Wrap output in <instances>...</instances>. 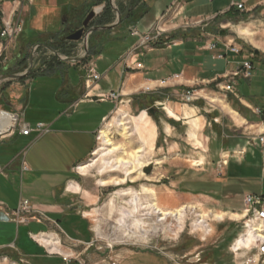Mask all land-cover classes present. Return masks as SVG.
<instances>
[{
	"label": "crops",
	"instance_id": "1",
	"mask_svg": "<svg viewBox=\"0 0 264 264\" xmlns=\"http://www.w3.org/2000/svg\"><path fill=\"white\" fill-rule=\"evenodd\" d=\"M2 1L5 16L12 0ZM178 2L181 7L176 9ZM110 3L33 0L24 32L15 41L19 56L5 55L2 61L7 42L0 39V76H9L0 80V108L5 110L0 115L16 117V127L0 134V264H110L113 257L100 252L92 210H87L100 200L98 185L79 167L96 151L99 132L119 105L131 107L133 98L147 94V88L159 97V110L171 120L164 126L166 136L184 128L187 140L204 145V154L198 152L196 158L216 152L227 161L222 171L226 182L232 178L231 163L239 172L255 168L264 173V144L258 141L264 135V0H115L120 23ZM93 9L86 61H64L39 47L49 53L44 63L37 59L28 77H14L23 74L19 69L28 47L46 45L68 54L76 44L84 46L82 40L66 41L65 32L68 25L83 23ZM160 21L167 44L133 57L143 70L125 68L123 58L137 42L132 32L147 33ZM2 27L0 23V32ZM218 36L222 41L210 50ZM226 44L241 53H232ZM116 46L122 50L114 60L107 52ZM245 61L253 64L252 77L237 79L233 93L221 89ZM88 64L96 70L104 67L97 70L101 80L91 86L83 71ZM187 91L197 99L186 103ZM112 93L118 99L109 98ZM38 124L49 132L22 135L23 125L34 129ZM191 131L196 138L190 137ZM217 141L222 144L215 150L210 143ZM175 146L179 148L177 142ZM23 200L32 212L25 222L10 219ZM118 264L142 263L127 257Z\"/></svg>",
	"mask_w": 264,
	"mask_h": 264
},
{
	"label": "rangeland",
	"instance_id": "2",
	"mask_svg": "<svg viewBox=\"0 0 264 264\" xmlns=\"http://www.w3.org/2000/svg\"><path fill=\"white\" fill-rule=\"evenodd\" d=\"M17 2L12 0L11 10L4 16L3 1L0 0V14L4 20L9 19L13 11L19 9L17 15H20L23 26L18 39L24 32L27 9L32 2H21V6ZM80 26L82 21L75 24V27ZM17 39L13 43L4 44L2 61L5 55L19 56L20 49L15 45ZM121 50L122 47L116 46L111 54L107 53L117 60ZM33 52V66L37 59L38 63L43 64V56L49 54L43 48L28 47L24 50L20 72L24 73L29 68ZM83 53V45L80 43L68 54H60L62 57H81ZM146 59L142 61L145 62ZM3 66L0 64V70ZM103 69V65L97 67L98 72ZM156 102H160L159 97L149 92L144 96H135L131 107L120 104L118 108L127 113L128 118L124 122L131 128V117L137 118L143 111L155 126V151L153 149L146 154V160L150 164L143 169L144 174H134L135 182L127 181L125 185L115 186L114 181L121 179L122 173H111L108 168L106 174L100 175V163L87 173L96 180V193L100 195L96 206L87 209L92 210L89 211L93 215L90 216L91 223L98 235L100 252L113 257L110 264H118L127 257H134L142 264H264V257L258 256L255 241L249 246L235 247L237 240L247 234L249 226L259 227V223L252 222L251 214L241 220H235L231 216L224 220L215 217L221 213L247 214L243 194L264 196V173L255 168L239 172L237 166L231 163L232 178L226 182L224 175L218 171V164L224 159L216 152L211 151L210 157L206 159L196 158L198 152L204 154V145L187 140L184 128H176L170 137L166 136L164 126L166 123L171 124V120L165 112L159 110ZM142 108L146 109L141 110ZM150 108L157 109L155 116L148 113ZM118 110L103 124L98 135L97 148L101 144V131L107 129L109 136L115 141L114 144H126L127 141L121 136L117 125V120L120 119ZM0 111L5 110L0 108ZM6 115L8 114H1L0 118ZM175 142L179 144V148H176ZM132 144L128 147L131 150L140 145L135 132ZM210 145L215 150L221 146L218 142ZM95 159L97 156L93 154L85 164ZM200 163L205 166L200 167ZM147 170L149 173H146ZM100 180L110 183L107 187H102ZM144 187L153 191L154 195L146 192ZM127 189L132 192L127 196L121 195V192ZM134 194L138 195L140 201L136 212L133 211L132 204ZM154 204L168 212H175L183 207H187V210L180 220L172 216L163 219V216L150 209L149 206Z\"/></svg>",
	"mask_w": 264,
	"mask_h": 264
},
{
	"label": "bare ground",
	"instance_id": "3",
	"mask_svg": "<svg viewBox=\"0 0 264 264\" xmlns=\"http://www.w3.org/2000/svg\"><path fill=\"white\" fill-rule=\"evenodd\" d=\"M117 113L120 114V119L117 120V125L120 129L121 136L123 137L124 140L127 141L126 142L127 145L126 144L118 145L116 143L114 144L115 141L113 142L112 138L109 136L108 129L102 130L100 137V141H101L100 147L97 148V150L94 152V155L97 156V159H95L89 164L81 165L79 167V171L83 174H87L88 172H90L91 169L95 168L100 163L101 166L98 167L100 168L99 169L100 175L106 174L108 168H109V172L111 173L123 174V177L121 179L114 181L115 186H121V185H125L127 181L135 182L133 177L134 174H139V175L144 174L143 169L150 164L149 161L146 160V154L147 152L152 151L154 149V143L156 139V129L155 126L150 123L146 112H143L137 118L131 117L133 122L132 128L129 127L127 123L124 122L128 118L127 113L124 112L122 109H119ZM167 113L170 117H176L175 114L169 109H167ZM15 122H16V117H13L9 114L1 117L0 134H5L15 124ZM134 132L137 133L139 137L140 145L137 148L131 150L128 147L130 145H133L132 143H133ZM189 133L191 138H196V134L194 133V131H191ZM225 162L227 163L226 160ZM109 183L110 182L106 180L99 181V184L102 187H107ZM144 190L154 195V192L149 190L148 188L144 187ZM131 192L132 190L130 189L123 190L121 192V195L127 196ZM139 203L140 201L138 195L134 194L132 199L134 212L138 210ZM149 207L155 214L159 216H163V219H165L167 216H172L180 220L187 210V207H183L175 212H168L161 209L157 204L150 205ZM227 216H231V218L235 220H241V219H245L247 214L229 215L226 213H221L215 215V217L219 220H224ZM261 231H262V227L260 225L259 227L249 226V230L247 234L242 235L241 238L237 240L235 247H240L242 245L249 246L252 242L255 241L256 233L259 234Z\"/></svg>",
	"mask_w": 264,
	"mask_h": 264
},
{
	"label": "built area",
	"instance_id": "4",
	"mask_svg": "<svg viewBox=\"0 0 264 264\" xmlns=\"http://www.w3.org/2000/svg\"><path fill=\"white\" fill-rule=\"evenodd\" d=\"M18 5L21 6V2L29 1L32 2L33 0H17ZM185 1V0H184ZM181 3L178 2L175 4V8H180ZM238 9L242 10L243 5H238ZM19 9H16L11 14L10 19L4 20L3 15L0 14V23H2V30L0 32V39L5 40L7 43H12L19 34L22 32V23L20 22V15ZM16 20V21H15ZM161 21L158 23L156 27H154L151 31L141 34L138 31L134 30L132 32L133 36L137 38V42L131 52L123 58V63L125 68L127 69H133L136 71L143 70L142 63H133L132 59L133 57H136L138 54H141L145 51L151 50L159 45H166L167 41H164V35L166 34V31L162 29L160 26ZM202 22H199L198 24H201ZM197 24V23H196ZM222 41L221 36L217 37V40L215 43H213L210 46V50H215L218 47V44ZM226 47L234 54L239 55L241 53V50L232 45H227ZM254 71L253 64L250 61H245L241 63L236 71L228 76L226 78L227 83L219 85L221 89H223L226 92L233 93L234 92V83L237 79H249L252 77ZM84 78L86 81V85L91 86V84L98 83L101 80V76L98 74L95 66L93 64H88L84 66ZM164 83V82H163ZM153 92L152 89L147 88L146 93ZM109 98L111 99H118V96L114 93H112ZM186 103H190L197 99L194 92L187 91L184 97ZM16 127L15 124L7 131L9 132L11 129H14ZM6 132V133H7ZM32 132H37L38 134H45L48 133L49 130L43 125L38 124L34 129H32L29 125H23L21 127V133L24 136H29ZM258 141L261 144H264V135H261L258 138ZM226 162L222 161L218 164V171L219 174H222L223 168L226 166ZM244 206L245 211L247 215H252V222L259 223V225L262 227V231L255 236V243L257 245V253L259 257H264V197H258L255 195H247L244 197ZM32 212L30 203L28 201H22L17 211H15L11 216L10 219H13L14 221H24V217ZM8 218V219H9Z\"/></svg>",
	"mask_w": 264,
	"mask_h": 264
},
{
	"label": "water",
	"instance_id": "5",
	"mask_svg": "<svg viewBox=\"0 0 264 264\" xmlns=\"http://www.w3.org/2000/svg\"><path fill=\"white\" fill-rule=\"evenodd\" d=\"M115 0H111V6L115 9V11L117 12L118 15V23L121 22V14L120 11L118 10V8L115 6L114 3ZM96 18V12L95 11H91L89 13V15L86 17V19L84 20V22L82 23V29H79L75 32H73V34H71L67 39L68 41H74V42H79L81 40L84 41L85 44V49H84V53L81 57H77V58H70V57H62L61 54L54 50L51 46H46V45H40V46H36L34 49H37L39 47H44L46 49H48L51 53H53L55 56L59 57L60 59L64 60V61H68V62H73V63H81L86 61V59L89 56V50H90V45L88 43L89 41V37L91 35V33L93 32V29H89L86 33L85 30L88 29L90 27V24L93 22V20ZM115 25L113 26H107V27H102L103 30H108V29H112ZM225 31L221 32V35H224ZM258 54V53H257ZM33 57H34V52L31 54V59H30V66L27 69V71L25 73H23L22 75L19 76H14L17 78H25L28 77L30 75V73L32 72L33 69ZM9 76H0V80L1 78H7ZM97 99H94V101H96ZM148 113L152 116H155L156 113V109L155 108H151L148 110ZM146 173H149V170L146 171Z\"/></svg>",
	"mask_w": 264,
	"mask_h": 264
},
{
	"label": "flooded vegetation",
	"instance_id": "6",
	"mask_svg": "<svg viewBox=\"0 0 264 264\" xmlns=\"http://www.w3.org/2000/svg\"><path fill=\"white\" fill-rule=\"evenodd\" d=\"M79 29H82V26H80V27H75V25L74 24H70V25H68V27H67V29H66V32H65V34H66V38H68L71 34H73V32H75V31H77V30H79ZM89 29H91V28H88V29H86L85 30V33L89 30ZM66 41H68V39L66 40ZM83 41V40H82ZM84 42V41H83ZM88 43H89V41H88ZM90 45V44H89ZM54 50H56L54 47H52ZM85 49V44H84V46H83V50ZM57 51V50H56ZM89 52H90V50H89Z\"/></svg>",
	"mask_w": 264,
	"mask_h": 264
},
{
	"label": "trees",
	"instance_id": "7",
	"mask_svg": "<svg viewBox=\"0 0 264 264\" xmlns=\"http://www.w3.org/2000/svg\"><path fill=\"white\" fill-rule=\"evenodd\" d=\"M145 109H146V108H142L141 110H145ZM217 142H218V144H220V145L222 144V143H220V141H217Z\"/></svg>",
	"mask_w": 264,
	"mask_h": 264
}]
</instances>
